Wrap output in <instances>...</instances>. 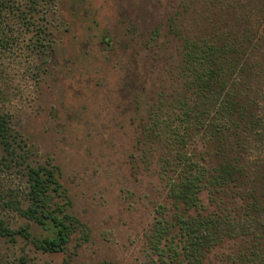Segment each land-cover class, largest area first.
Returning <instances> with one entry per match:
<instances>
[{
  "label": "trees",
  "instance_id": "1",
  "mask_svg": "<svg viewBox=\"0 0 264 264\" xmlns=\"http://www.w3.org/2000/svg\"><path fill=\"white\" fill-rule=\"evenodd\" d=\"M55 3L0 0V48L13 44L15 25L35 31L31 48L47 71L55 50L47 18ZM117 6L124 32H107L100 43L127 57L130 177L140 186V173L159 179L144 186L157 201L133 262L264 264V0H118ZM1 103L0 166L19 169L25 184L3 207L28 223L13 229L0 207V238L64 253L75 233L87 241L90 228L74 213L56 176L60 168L33 164L20 152L26 146ZM18 263L31 264L26 256Z\"/></svg>",
  "mask_w": 264,
  "mask_h": 264
},
{
  "label": "rangeland",
  "instance_id": "2",
  "mask_svg": "<svg viewBox=\"0 0 264 264\" xmlns=\"http://www.w3.org/2000/svg\"><path fill=\"white\" fill-rule=\"evenodd\" d=\"M117 2L56 0L55 15L47 18L54 24L55 50L45 72L42 58L31 48L35 31L15 25L13 44L0 48V101L26 146L20 152L33 164L60 168L56 176L68 190L74 213L91 231L87 241L80 239L82 231L75 233L64 253L38 251L20 237L16 244L0 238V264H19L21 256L31 264L71 259V264H135L140 236L153 220L157 201L155 191L144 186L159 185V179L152 171L140 173V186L130 177L131 98L127 87L122 90L127 57L100 43L107 32L112 37L124 32ZM139 87L137 79V95ZM18 170L0 166V207L16 230L28 221L3 206L10 194L25 188Z\"/></svg>",
  "mask_w": 264,
  "mask_h": 264
}]
</instances>
